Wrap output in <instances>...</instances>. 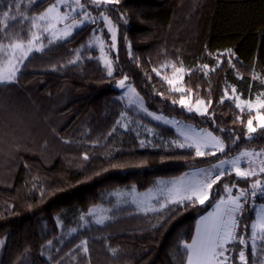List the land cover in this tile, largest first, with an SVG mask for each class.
Returning a JSON list of instances; mask_svg holds the SVG:
<instances>
[{
	"label": "trees",
	"instance_id": "trees-1",
	"mask_svg": "<svg viewBox=\"0 0 264 264\" xmlns=\"http://www.w3.org/2000/svg\"><path fill=\"white\" fill-rule=\"evenodd\" d=\"M56 2L21 0V13L37 16ZM10 3L0 0V12ZM82 3L95 15L103 12L117 29L112 75L91 44L98 32L91 22L31 54L15 82L0 84V264H186L183 245L225 186L249 189L264 173L247 178L230 173L213 185L204 204H168L148 212L117 206L110 194L130 186L144 191L160 177H178L244 150H264V129L247 128L255 113L225 97L228 87L249 99L264 92V0ZM8 23L9 37L30 38L28 20ZM0 42H9L3 32ZM176 68L187 71L185 94L204 100L205 113L179 103L185 94L167 80ZM125 77L149 110L211 131L225 151L196 156L190 147L142 145L121 125L127 107L117 83ZM150 124L177 137L171 127ZM98 204L111 208L110 219L81 226ZM255 218L256 208L247 203L237 229L245 243L229 245L235 264L241 249L246 264L264 261V241L258 254L250 242ZM71 227L73 234L66 232Z\"/></svg>",
	"mask_w": 264,
	"mask_h": 264
},
{
	"label": "snow or ice",
	"instance_id": "snow-or-ice-1",
	"mask_svg": "<svg viewBox=\"0 0 264 264\" xmlns=\"http://www.w3.org/2000/svg\"><path fill=\"white\" fill-rule=\"evenodd\" d=\"M75 5L81 9L84 8V5L80 3V0H74ZM91 2L99 7L102 3H110L111 0H91ZM118 2V0H117ZM62 3V0H57V3L51 5L43 13L27 17L21 13L22 3L21 0H11L8 11L0 12V32L4 33L5 38L9 40L7 44L0 42V84L12 83L17 79V72L19 71L18 65L22 64L25 59L35 50H41L37 45L41 39L43 33L50 32L55 36L57 25L69 19V13H61L59 5ZM72 12H76L75 7H71ZM83 15L86 19L89 18V14L85 11ZM100 19L105 21L109 25V30L112 32L113 41H115V29L111 26V21L109 17L105 16L103 12L100 14ZM23 20H28L32 28H35L36 31L29 29V39L24 40L22 35L17 34L15 39L8 36L7 29L9 27V21L21 22ZM93 22H95L93 20ZM79 23H83L80 21ZM75 27L73 25L65 26V35L68 33V29ZM114 46V45H113ZM103 50V49H102ZM108 64V74L112 75V68L110 62ZM175 68V65H173ZM207 68V65H204ZM177 72L183 71L182 68L175 69ZM153 71H156L155 69ZM159 75V72H157ZM127 79V77H125ZM120 86L124 87V80H121ZM169 84L174 83V81L169 80ZM129 92H134L135 90L129 87ZM176 92H182L183 89L176 88ZM235 92V89L232 90ZM239 99V97H237ZM130 103H133L131 98ZM223 102V101H221ZM236 108L244 111L246 108L249 113L253 109H256V116L254 117L259 121L258 127L264 129V114L259 110L264 109V93L257 96L256 102L253 103L251 100L241 101L236 103ZM176 103V101H173ZM179 103L186 107L189 112L193 111V108L188 104L187 101L181 97ZM197 105H202L203 101H197ZM243 105V107H242ZM197 112H201L199 107L196 108ZM203 111H207L204 109ZM203 114V113H201ZM149 115H152L149 113ZM157 120L164 119L162 116H155ZM165 123H174L173 121L164 120ZM178 123V122H176ZM247 128L249 133H255L256 128L253 127V119L247 121ZM181 132V135L184 137L185 141L188 142L187 146L190 148H195L196 156H203L206 153L202 152L201 147L208 148L211 144L219 152L223 153L225 151V146L221 140L213 136L211 132L207 133H197L193 128L185 126L184 129H178ZM254 136H249V139H255ZM239 139V137H237ZM179 147H185V144H180ZM207 154L215 155L214 151H210ZM261 153L254 152H243L241 156H238L230 161L221 160L220 164L212 165L211 169H200L195 173L185 174L184 177H181L176 180L171 181H157V191L164 197V203L160 204L161 208L166 207L168 204H183L188 202L191 204H204L206 200L209 199L210 190L213 185L221 179L225 174L227 169L224 171L213 173L215 169H222L225 164H230L235 170L237 177H249L256 176L258 173L255 170L251 171H242L240 168L241 157H255L259 156ZM262 166L259 169V173H264V161L261 162ZM251 194L255 196L257 190L264 192V184L257 179L251 185ZM133 191L135 189L133 188ZM225 192L229 193L227 200L221 199L215 204V211L208 213L207 216L202 217L196 226V234L192 237L191 242H185L183 247L186 254V264H225L227 257L225 252L227 251L226 245L237 239L236 228H237V219L236 213L242 209V197H246L247 190H241L238 196H232V188L225 186ZM151 190L148 194H145L144 197L134 198L133 202L137 204L138 207H141L145 210H152L151 204ZM264 207V206H262ZM104 217L101 216L96 220V223H103ZM251 235L253 238L258 235L261 238H264V211L257 213L256 221L251 224ZM259 229V233L257 232ZM247 231V228L245 229ZM2 243V242H0ZM82 242V245L83 246ZM240 244H244V239H239ZM87 251V249H84ZM240 259L244 260V252H240Z\"/></svg>",
	"mask_w": 264,
	"mask_h": 264
},
{
	"label": "rangeland",
	"instance_id": "rangeland-1",
	"mask_svg": "<svg viewBox=\"0 0 264 264\" xmlns=\"http://www.w3.org/2000/svg\"><path fill=\"white\" fill-rule=\"evenodd\" d=\"M80 3L83 4L82 0H80ZM69 5H71V7H75L76 8V12H72L71 8L69 7ZM59 9H60L61 13L68 12L69 13V19H67L66 21H64V22H62V23L57 25V29H59V30L56 32L55 36H53L50 32L43 33V35L41 36V39H40L39 44L37 45V47H39L41 50H43V49L47 48L49 45H51V44H53V43H55V42H57L59 40H62V39H65V38L69 37L70 35L73 34V32L75 30H77L78 28L82 27L83 25L92 22V23L95 24L96 30L98 32L95 33V35L93 36L91 44L99 49V51H100V59L102 60L103 64L105 65V67L107 69H108V64L106 63V61L110 62L111 68H112V73H113V63L111 61L110 53L117 49V29L113 25L112 21L110 20L111 21V26L115 29V41H113L112 32L109 30V25L105 21H103L102 19L99 18L100 15H95V14L91 13L90 10L86 9L85 6H84L83 9H81V8H79V7H77L75 5L74 0H62V3L59 5ZM85 11L89 14V18L88 19H86L85 16L83 15V12H85ZM93 20L95 22H93ZM80 21H83V23H79ZM97 23L104 25L105 28L104 27L103 28L109 34L110 42L106 41V39H105V37H104V35L102 33L103 28H99L96 25ZM73 24H75V27L69 28L67 35H65V31H64L65 30V26L66 25H73ZM32 31H36V29L32 28ZM5 44H7V43H5ZM41 50H39V51H41ZM34 52H37V51L34 50L31 54H33ZM27 59H25L22 64L18 65L19 71L17 72V74L20 72L23 64L25 63V61ZM176 69H180V68H176ZM182 69H183V71H181V72H177L176 70H174L169 76H167V80L168 81L169 80L174 81V83L170 84L174 90L176 88H181V89H183V91L180 92V93H184L185 94L186 93V88H185V86L183 84V81H184L185 75L187 74V71L184 68H182ZM121 80H124V85H125L124 87L120 86L119 82ZM117 87L120 90L121 99L123 100V102L126 104V107H127V111H125L124 114L121 117L122 128L125 129V130H131V131L135 132V134L139 137V140H140L142 145H149V144L154 143L155 141H160L163 144L168 145V146H177V147H179L180 144H185V147H188L187 146L188 142L185 141L184 137L181 135V132L178 130V129H184L185 126L193 128L197 133L211 132V131H209L207 129H204V128H198V127L194 126L193 124L187 123V122L182 121L180 119H177L175 117L167 116V115H165V114H163L161 112H154V111L149 110L146 107L144 100L137 94L136 91H134V92H129L128 91L129 87H131L132 89H134V87L125 78H122V79H120L118 81ZM233 89H235V88L228 87L227 89H225V97L227 99L232 100V101L235 100L236 103H240L241 101H247V100H251L253 103H255L256 99H257V96L259 94L264 93V92H261L257 96H255L254 98H250L249 99V98H244L242 96V94L238 93L236 90H235V92H233L232 91ZM237 97H239V99H237ZM130 98L133 101H135V102L130 103L129 102ZM183 99L188 102V104L193 108V111H196V108L199 107L201 109V112H198V113H205V111H203V110L204 109L207 110V108H208V106H207V104H206V102L204 100H202L203 101L202 105H197L196 102L197 101H201V99H198V98L194 97L191 94H185ZM242 107H243V105H242ZM244 110H247V109L245 108ZM252 111L255 113V116H256L257 110L253 109ZM259 111L262 114H264V109H260ZM149 113H151L152 115H149ZM157 115L162 116L164 119H162V120L155 119L154 117L157 116ZM164 120L173 121L174 123H165ZM150 122L160 123V124H163V125H166L168 127L173 128L175 130L176 134H177V137L171 138L170 136H166L159 129H157L154 126H152L150 124ZM176 122H178V123H176ZM258 123H259V121L257 119H255V118H253V127L254 128L258 127ZM212 135L217 137L219 140H221L215 134L212 133ZM200 150L202 152H210V151H214L215 153L218 152V150H216L214 147H212L211 144L208 146V148L201 147ZM245 151L254 152V153H261V155L255 156V157H241V160H240V168H241V170L242 171L255 170L258 173L257 175L261 174V173H259V169L262 166L261 162L264 161V150H252V149L244 150V151L238 153L237 155H235L233 157H229V158H225V159H221V160L230 161V160H232V159H234V158H236L238 156H241V153H243ZM221 160H219L218 162H216L214 164H220ZM214 164H212V165H214ZM212 165H209V166L203 167V168H191L189 171H187L186 173H184L183 175L178 176V177H160V178L155 180L154 184L149 189L144 190V191H139L135 186L120 187V188H117L116 190L112 191L111 194H110V197H112L113 200H115L114 203L117 206H121V205L125 206V205H128V204H132L139 211H142V212L158 210V209H161L160 204L164 203L165 201H164V197L157 191V187H158L157 184H156L157 181L176 180V179H179L181 177H184L185 174H189V176H190L192 173H195V172H197L200 169H211ZM225 169H227L228 171H226L223 176L228 175L230 173H234L236 175L235 170L232 168V166L230 164H225L222 169L213 170V173L215 174L216 172L224 171ZM249 177H253V176H249ZM239 178H247V177H239ZM133 188L135 189V191H133ZM231 188H232V193H231L232 196H238L241 190H248V189L240 188V187H238L235 184L233 186H231ZM149 190H151L152 210H145V209H143L141 207H138L137 204L133 202V200H134V198L144 197L145 194L149 193ZM211 190H210V195H211ZM210 195H209V197H210ZM228 196H229V193H227V192L223 196H221L214 203L212 208L208 212H206L204 215H202L198 219V221L202 217L207 216L208 213L214 212L215 211V207H214L215 204L221 199L227 200ZM241 200H242V205L243 206H242V209L238 213H236L237 225L239 223V218L241 216V213L243 212L244 206L247 203H249L247 194H246V197H242ZM249 204H251L253 207L256 208V210H257L256 211V216H257V213L264 211V207H262V206H264V201L263 200H258V201H255V202H251ZM110 212H111V208L106 206V205H103V204L95 205V206H93L90 209L89 214L87 216H84V218H82V221L79 222V223L81 224V226H85V225L91 224L93 222L96 223V220L99 217H101V216L104 217V222H106V221H108L110 219ZM198 221H197V223H198ZM255 221H256V218H255L254 222ZM103 223H97V224H103ZM197 223H196V226H197ZM237 229H238V226L236 228L237 239L234 240V241L229 242L226 245L227 251L225 252V256L227 257V260H226L225 264H235L234 263V259H233L234 250H229V248H230L229 245L233 244L236 241H239L240 238H239V236L237 234ZM75 231H76V227H71L66 232L69 233V234H73ZM257 232L259 233V229H257ZM195 234H196V227H195L194 235ZM262 241H264V238H261L259 235L257 237H255V238H253L252 235H251L250 242H251V244L253 246V249L255 250V252L257 254H258V250L260 249V243ZM241 251L244 252V260L243 261L240 259V255H239ZM237 259H238L237 264H246L247 256H246V253H245L244 249L238 250V258ZM262 264H264V261H263Z\"/></svg>",
	"mask_w": 264,
	"mask_h": 264
},
{
	"label": "built area",
	"instance_id": "built-area-1",
	"mask_svg": "<svg viewBox=\"0 0 264 264\" xmlns=\"http://www.w3.org/2000/svg\"><path fill=\"white\" fill-rule=\"evenodd\" d=\"M261 183L264 184V180H261ZM251 187L247 190V196H248V202H255L258 200H263L264 201V192H260L259 190H257V193L255 196H252L251 194Z\"/></svg>",
	"mask_w": 264,
	"mask_h": 264
},
{
	"label": "crops",
	"instance_id": "crops-1",
	"mask_svg": "<svg viewBox=\"0 0 264 264\" xmlns=\"http://www.w3.org/2000/svg\"><path fill=\"white\" fill-rule=\"evenodd\" d=\"M257 211V210H256Z\"/></svg>",
	"mask_w": 264,
	"mask_h": 264
}]
</instances>
